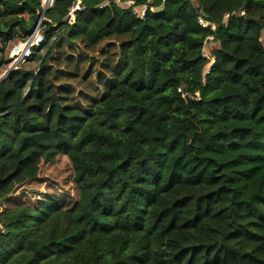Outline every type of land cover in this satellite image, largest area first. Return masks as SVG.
Returning <instances> with one entry per match:
<instances>
[{
	"label": "trees",
	"instance_id": "1",
	"mask_svg": "<svg viewBox=\"0 0 264 264\" xmlns=\"http://www.w3.org/2000/svg\"><path fill=\"white\" fill-rule=\"evenodd\" d=\"M122 1L149 8L0 0L3 53L41 35L0 83V162L54 142L80 191L0 210V264H264V0Z\"/></svg>",
	"mask_w": 264,
	"mask_h": 264
},
{
	"label": "rangeland",
	"instance_id": "2",
	"mask_svg": "<svg viewBox=\"0 0 264 264\" xmlns=\"http://www.w3.org/2000/svg\"><path fill=\"white\" fill-rule=\"evenodd\" d=\"M45 0H43L44 5ZM43 17L39 21L41 24ZM41 35L35 32L26 43L15 42L3 53L0 44V60L2 55L10 61L8 66L0 69V78L4 77L11 66L34 67V64L27 65L26 58L29 55L30 47L34 42H39ZM109 44L103 43L96 49V56L101 57L103 50ZM92 56L93 54H88ZM101 59V58H100ZM78 116H74L70 125L78 121ZM27 136H22L18 142L13 158L5 163L0 162V181H6L0 189V210L14 209L20 205H36L48 196H57L63 200L67 206H73L79 199V188L74 181V170L69 156L61 153L55 158H49L52 153L59 152L56 143L51 142L48 147L26 148ZM41 154L36 162L29 166H24V162L35 152Z\"/></svg>",
	"mask_w": 264,
	"mask_h": 264
},
{
	"label": "built area",
	"instance_id": "3",
	"mask_svg": "<svg viewBox=\"0 0 264 264\" xmlns=\"http://www.w3.org/2000/svg\"><path fill=\"white\" fill-rule=\"evenodd\" d=\"M53 1L54 0H46L44 2L43 6H45L46 8L51 7L53 4ZM115 1L124 7L132 8L134 14L138 15L140 18H143L147 9L149 8L147 4H145L143 6H135V3L133 1H122V0H115ZM148 1L151 2V0H148ZM81 9H82V0H76V2L74 3V5L72 6V8L70 9V12H69V22L73 21L75 19V12L77 10H81ZM241 14H243V12ZM229 16H230L229 14H226L225 18H228ZM198 23L201 27L209 28L211 31H215V29H216L215 24L206 20L202 16H200L198 18ZM207 39L211 41V40H213V36H208ZM203 56L210 59V55L206 51L203 53ZM212 64H213V61H211L210 65H212ZM179 91H181V89H179Z\"/></svg>",
	"mask_w": 264,
	"mask_h": 264
},
{
	"label": "water",
	"instance_id": "4",
	"mask_svg": "<svg viewBox=\"0 0 264 264\" xmlns=\"http://www.w3.org/2000/svg\"><path fill=\"white\" fill-rule=\"evenodd\" d=\"M46 9H47V8L44 6V11H43V13H42V17H43V15H44ZM36 32H37V31H36ZM33 36H34V35H33ZM15 67H16V66L14 65V66H11V67L8 69V71L6 72V74L4 75V77L0 78V83H1L2 81H4V79L10 74L11 71H13V69H14Z\"/></svg>",
	"mask_w": 264,
	"mask_h": 264
}]
</instances>
